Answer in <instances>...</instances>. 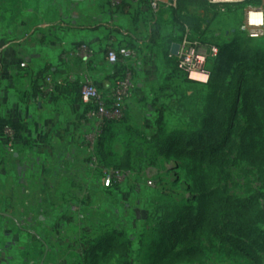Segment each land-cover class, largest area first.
<instances>
[{
    "label": "rangeland",
    "instance_id": "1",
    "mask_svg": "<svg viewBox=\"0 0 264 264\" xmlns=\"http://www.w3.org/2000/svg\"><path fill=\"white\" fill-rule=\"evenodd\" d=\"M248 8L262 12V36L258 38L250 37ZM151 13L146 11L144 18ZM182 14L187 37L217 49V55L205 65L206 82L184 79L173 65L174 81L167 85L170 91L154 104L153 117L162 114V132L157 130L156 118L151 132L126 135L116 130L115 140L104 145L109 153L106 162L131 166L133 176L120 187L104 189L99 175L85 165L73 194L61 200L69 204L67 217L88 223L77 230L95 235L90 245L100 250L97 260L103 264H255L208 232L204 216L198 215L195 179L200 177L208 191L218 197L261 195L258 205L249 212L221 210L215 217L219 228L250 245L264 264V164L253 166L237 160L240 135L247 125L239 98L247 87L264 95V0L253 6L192 4ZM259 17V11L251 13L250 21ZM166 28L161 27L163 35ZM239 66L247 68L238 79L235 108L223 146L211 154L197 153L214 144L225 92ZM126 150V160L122 161ZM12 182L16 203L57 200L54 194L41 199H36L35 193L23 194L19 178L13 176ZM18 212L10 211L15 217L20 216ZM31 214L35 217L36 212ZM22 228L12 222L10 226L0 225V264L6 261L4 249L12 244L4 235H18ZM114 231L124 233L129 244L119 248L104 239ZM21 244L19 236L13 244L15 260L23 259Z\"/></svg>",
    "mask_w": 264,
    "mask_h": 264
},
{
    "label": "crops",
    "instance_id": "2",
    "mask_svg": "<svg viewBox=\"0 0 264 264\" xmlns=\"http://www.w3.org/2000/svg\"><path fill=\"white\" fill-rule=\"evenodd\" d=\"M134 8L113 10L107 0H0V225L24 226L4 235L12 243L3 251L5 264H103L90 245L95 235L77 230L88 223L67 217L69 204L61 199L73 194L87 161L78 89L89 79L106 92L116 75L105 49L130 45L139 55L125 126L151 132L154 104L173 84L164 55L174 29L167 10L153 19L144 18L147 0ZM6 127L15 130L11 150ZM122 129L111 128L104 145ZM13 176L23 194L57 200L16 203ZM19 236L23 259L15 260Z\"/></svg>",
    "mask_w": 264,
    "mask_h": 264
},
{
    "label": "built area",
    "instance_id": "3",
    "mask_svg": "<svg viewBox=\"0 0 264 264\" xmlns=\"http://www.w3.org/2000/svg\"><path fill=\"white\" fill-rule=\"evenodd\" d=\"M113 10L128 9L140 5L141 0H107ZM245 0H206L209 5H223L227 3L240 4ZM176 0H147V7L152 13L162 8L175 7ZM259 11L260 17L250 22V14ZM247 26L250 37L262 36V12L260 9L248 8L246 13ZM175 56L176 67L184 79L194 83H205L207 75L204 72L206 63L217 55L214 46L202 45L198 41L190 40L185 34L178 43ZM138 52L135 48L127 46L109 45L105 49V61L116 70L111 86L104 92L96 87L89 79H85L79 89V97L84 105L81 123L85 127L83 147L87 154L86 167L100 177V184L104 189L117 188L129 180L134 172L131 170L106 167L97 153V146L104 136L105 129L111 124L121 123L128 115L127 102L131 97L134 86L135 71L138 62ZM22 67L25 64H21ZM5 144L9 150L12 148L15 130L4 128ZM72 210H77L73 207Z\"/></svg>",
    "mask_w": 264,
    "mask_h": 264
},
{
    "label": "trees",
    "instance_id": "4",
    "mask_svg": "<svg viewBox=\"0 0 264 264\" xmlns=\"http://www.w3.org/2000/svg\"><path fill=\"white\" fill-rule=\"evenodd\" d=\"M261 0H245L243 4L245 6H253L260 4ZM175 7L172 8H162L157 13H152V17H159L162 11L167 10V16L171 18L173 22V34L167 40L168 47L171 44L179 43L183 36L185 35L188 27L187 23L184 21V16L182 12L186 9L188 5L199 4V5H209L206 0H176ZM123 9V8H120ZM119 10V9H118ZM117 35L124 36L121 34L119 29L114 30ZM126 37L132 39L131 33H126ZM132 47L133 46H127ZM165 62L169 69H172L174 65L176 67V60L170 57L169 50L166 49L165 53ZM246 66H239L233 73L231 81L226 89L224 100L222 102V113H221V122L216 126L214 144L207 149L199 150L197 153H206L211 154L212 152L220 149L223 146L226 133L230 124V119L235 108L236 103V90L238 79ZM178 72V70H177ZM116 76V75H115ZM114 76V77H115ZM113 77V78H114ZM80 89V87H79ZM78 89V94H79ZM241 104V115L246 119V128L242 131L240 135V151L237 156V160L241 162L248 163L253 166L263 165L264 164V95L254 87H247L243 90L240 96ZM128 115L125 119L118 124H111L105 129L104 136L97 146V153L102 161V164L106 167H112L116 169L124 170H134L131 166L126 165H109L106 161L109 153L104 150V138L109 130L113 127L123 128V133L126 135L130 134H144L142 131L136 130L132 127H127L126 121ZM162 114L159 112L156 120V127L158 132H162ZM124 143V142H123ZM125 144V143H124ZM129 150H126L123 154L122 161L126 160ZM195 189L199 193V196L196 198V204L198 208V215H203V222L206 225L208 232L216 235L223 243L227 244L232 250L239 252L245 256L248 260L255 264H260L259 258L256 252L243 240L238 239L237 237L227 234L223 229L219 228L216 224V215L217 211L228 210L235 213H245L251 211L256 207L260 201L261 195H250L245 198H226L218 197L212 191H208V186L203 183V180L200 177L195 179ZM104 239L108 242H113L117 247L122 248L125 244H129L125 235L122 232H111L105 235ZM125 248V247H124ZM123 257V255H121Z\"/></svg>",
    "mask_w": 264,
    "mask_h": 264
},
{
    "label": "water",
    "instance_id": "5",
    "mask_svg": "<svg viewBox=\"0 0 264 264\" xmlns=\"http://www.w3.org/2000/svg\"><path fill=\"white\" fill-rule=\"evenodd\" d=\"M178 47L177 43L172 44L170 47V54L175 56L177 54Z\"/></svg>",
    "mask_w": 264,
    "mask_h": 264
},
{
    "label": "bare ground",
    "instance_id": "6",
    "mask_svg": "<svg viewBox=\"0 0 264 264\" xmlns=\"http://www.w3.org/2000/svg\"><path fill=\"white\" fill-rule=\"evenodd\" d=\"M250 22H252V23H253V21H250Z\"/></svg>",
    "mask_w": 264,
    "mask_h": 264
}]
</instances>
